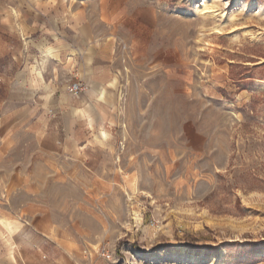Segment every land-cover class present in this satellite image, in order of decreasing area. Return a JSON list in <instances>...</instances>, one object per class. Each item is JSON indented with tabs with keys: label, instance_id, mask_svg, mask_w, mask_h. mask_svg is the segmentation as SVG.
<instances>
[{
	"label": "rangeland",
	"instance_id": "374dc122",
	"mask_svg": "<svg viewBox=\"0 0 264 264\" xmlns=\"http://www.w3.org/2000/svg\"><path fill=\"white\" fill-rule=\"evenodd\" d=\"M0 232L264 264V0H0Z\"/></svg>",
	"mask_w": 264,
	"mask_h": 264
},
{
	"label": "crops",
	"instance_id": "0c3cea01",
	"mask_svg": "<svg viewBox=\"0 0 264 264\" xmlns=\"http://www.w3.org/2000/svg\"><path fill=\"white\" fill-rule=\"evenodd\" d=\"M65 256H52V245L34 234L0 232V264H66Z\"/></svg>",
	"mask_w": 264,
	"mask_h": 264
},
{
	"label": "bare ground",
	"instance_id": "6f19581e",
	"mask_svg": "<svg viewBox=\"0 0 264 264\" xmlns=\"http://www.w3.org/2000/svg\"><path fill=\"white\" fill-rule=\"evenodd\" d=\"M201 11H202L203 13H205V14H213V13H216V10H215L213 7H211V6H207V4L205 5V3H204V5H203ZM50 48H52V47H50ZM50 48H48V50H47V56H48V55H53V54H54V52H53ZM48 57H49V56H48ZM39 70H41V69H38V71H39ZM118 81H119V80H118V76H115V77L110 81V83H109L107 86H104V87L101 89V91H100L99 99H100V100H103V101L107 100V95H108V93H109L108 88H111V89H112V88H116Z\"/></svg>",
	"mask_w": 264,
	"mask_h": 264
},
{
	"label": "built area",
	"instance_id": "2783aa9c",
	"mask_svg": "<svg viewBox=\"0 0 264 264\" xmlns=\"http://www.w3.org/2000/svg\"><path fill=\"white\" fill-rule=\"evenodd\" d=\"M85 88V85L81 81H76L70 86L71 92L75 95L80 94Z\"/></svg>",
	"mask_w": 264,
	"mask_h": 264
}]
</instances>
